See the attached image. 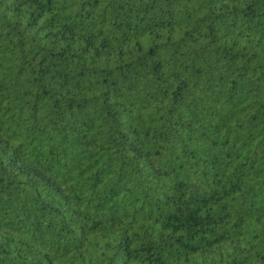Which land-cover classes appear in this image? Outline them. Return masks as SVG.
<instances>
[{
  "label": "trees",
  "instance_id": "obj_1",
  "mask_svg": "<svg viewBox=\"0 0 264 264\" xmlns=\"http://www.w3.org/2000/svg\"><path fill=\"white\" fill-rule=\"evenodd\" d=\"M0 264H264V0H0Z\"/></svg>",
  "mask_w": 264,
  "mask_h": 264
}]
</instances>
